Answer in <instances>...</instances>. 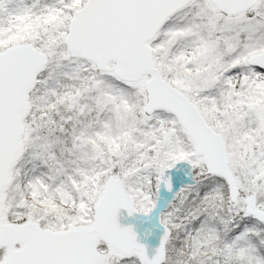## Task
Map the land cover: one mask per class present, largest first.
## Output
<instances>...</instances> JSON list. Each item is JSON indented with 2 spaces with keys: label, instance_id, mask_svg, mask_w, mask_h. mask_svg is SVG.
I'll return each instance as SVG.
<instances>
[{
  "label": "snow or ice",
  "instance_id": "6c2138e0",
  "mask_svg": "<svg viewBox=\"0 0 264 264\" xmlns=\"http://www.w3.org/2000/svg\"><path fill=\"white\" fill-rule=\"evenodd\" d=\"M0 264H264V0H0Z\"/></svg>",
  "mask_w": 264,
  "mask_h": 264
}]
</instances>
